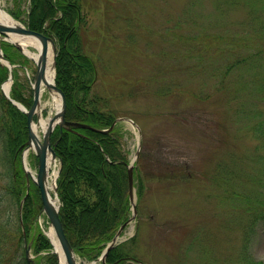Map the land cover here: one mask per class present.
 Masks as SVG:
<instances>
[{
    "label": "rangeland",
    "instance_id": "1",
    "mask_svg": "<svg viewBox=\"0 0 264 264\" xmlns=\"http://www.w3.org/2000/svg\"><path fill=\"white\" fill-rule=\"evenodd\" d=\"M82 15L91 91L135 123L119 126L144 182L122 240L145 264H264V0H82ZM26 58L15 70L30 89ZM43 104L56 111L47 90Z\"/></svg>",
    "mask_w": 264,
    "mask_h": 264
},
{
    "label": "trees",
    "instance_id": "2",
    "mask_svg": "<svg viewBox=\"0 0 264 264\" xmlns=\"http://www.w3.org/2000/svg\"><path fill=\"white\" fill-rule=\"evenodd\" d=\"M13 2L14 7L9 13L15 19L56 43V84L66 96L67 121L102 130L110 128L120 113L111 105L108 96L91 91L97 67L96 60L84 53L81 45L82 0ZM2 46L12 64L27 65L28 59L23 54H13L15 50L19 52L14 45L3 42ZM231 66L223 69L222 77L232 71ZM13 74L11 97L29 108L33 102L32 90L20 82L16 70ZM8 76V68L0 65V86ZM121 123L108 133L91 128L72 127L68 130L56 127L51 136L52 145L62 162L57 180L60 217L72 247L83 261L98 260L120 227L131 217L130 159L123 150L119 134ZM27 140L26 114L0 89V264H12L16 258H22L23 263L28 264L25 236L36 256L35 264H59L50 239L38 225L39 217L43 216V205L34 182H31L29 195L26 194L22 153ZM140 156L141 159L144 157ZM138 168L139 162L134 176L140 198L144 182ZM167 175H173V172ZM220 180L216 179L224 191L235 195L230 182L225 179L220 184ZM135 242L136 237H133L118 244L108 252L105 263L97 264H139L140 259L133 252Z\"/></svg>",
    "mask_w": 264,
    "mask_h": 264
},
{
    "label": "water",
    "instance_id": "3",
    "mask_svg": "<svg viewBox=\"0 0 264 264\" xmlns=\"http://www.w3.org/2000/svg\"><path fill=\"white\" fill-rule=\"evenodd\" d=\"M28 37L35 38L41 43V49L39 51L38 59L36 61L37 69L32 84V89H33L32 106L28 109L20 102L12 99L10 94L4 91L3 85H2V90L4 94L7 96V98H9L10 101L15 106H17L27 115L28 141L26 142L27 145L26 150L33 149L38 158V165H37L38 171L36 177L31 174L30 169L27 167L25 158L23 159V165L25 168L27 186H28L27 193L29 192L31 180H33L40 189L41 200L43 204V212L46 215V217L49 219L50 225L53 228L54 235L58 241L59 247L63 252L65 264H80L79 258L65 233L64 225L60 218V205L57 204V200H56V197H58L56 180H54L52 184V188L55 192V198H53L49 190L50 189L49 180H48L49 161H54L57 159V154L51 143V135L57 126H59L61 129L66 128L68 130H71L72 127L91 128L103 133H108L113 129V127L118 121H129V122H133V121L126 118H119L113 123V125L109 129H103V130L94 128L87 124L67 121L66 120L67 100L65 93L62 91L61 88H59L56 85L55 81L53 83H50L47 80V56H48L49 46L52 47L54 54V61H53L54 70L56 67L55 57H56L57 48L52 38L46 36L41 32L30 29L29 27L23 25L20 22H17L16 20L15 23H11V24H5L0 21V65H2L4 61L8 64V67L11 71L13 70L14 67L6 59L3 53L2 40L9 41L10 39L12 40V42L11 41L9 42L13 43L19 50H22L23 46H21L22 45L21 43L23 41H26V38ZM10 79H12V75H10ZM45 89H47L50 93L51 91H54L59 94V96L61 97V106L56 111V113L50 117L48 126L43 131V135L41 138L36 134L34 126H37V129L41 127V118L43 117L42 94ZM35 117L37 118L36 122H35ZM133 168H134V164L132 163L129 166V195H130V201L133 206V216L120 227L114 239L108 244V246L102 253L101 257L98 259V261H102L104 263L106 262V257L108 252L116 245H118L120 242H122L121 236L123 231L125 230L127 225L131 221H133L137 216ZM52 243L55 247L54 252L58 256L59 264H61L59 251L53 240ZM30 248L31 247L29 244L26 247V251H25L26 259L29 264L34 262L30 257Z\"/></svg>",
    "mask_w": 264,
    "mask_h": 264
},
{
    "label": "bare ground",
    "instance_id": "4",
    "mask_svg": "<svg viewBox=\"0 0 264 264\" xmlns=\"http://www.w3.org/2000/svg\"><path fill=\"white\" fill-rule=\"evenodd\" d=\"M0 21L5 23V24L15 23V20L9 15V13L6 10H4V8H2L1 4H0ZM13 40H14V38H13ZM9 41L12 42V40H10V39H9ZM21 44H22L21 46H23V48L21 47L22 52L26 56L31 58L33 61L38 58V54H39V51L41 49L40 41H38L35 38L28 37V38H26V41H23ZM33 48H35V51ZM53 61H54L53 50H52V47L49 46V51H48V56H47V80L50 83L54 82V77H55ZM10 88H11V80L7 81L4 84V91L9 92ZM51 97H52V101L54 103L56 110H58L61 106V97L59 96L58 93H56L54 91H51ZM48 122H49V119L41 120V127H42L43 131L47 128ZM34 129H35V132H37V126H34ZM27 158H28V154H25L26 162H28ZM50 236L53 239V241H54V243H55V245L59 251L60 258H61V264H65L63 252L59 247V244H58V241L54 235L53 229H51V231H50Z\"/></svg>",
    "mask_w": 264,
    "mask_h": 264
}]
</instances>
